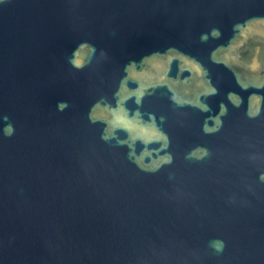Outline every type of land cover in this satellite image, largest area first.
<instances>
[{
  "label": "water",
  "instance_id": "95a60500",
  "mask_svg": "<svg viewBox=\"0 0 264 264\" xmlns=\"http://www.w3.org/2000/svg\"><path fill=\"white\" fill-rule=\"evenodd\" d=\"M0 264H264V0H0Z\"/></svg>",
  "mask_w": 264,
  "mask_h": 264
},
{
  "label": "clouds",
  "instance_id": "9594fccd",
  "mask_svg": "<svg viewBox=\"0 0 264 264\" xmlns=\"http://www.w3.org/2000/svg\"><path fill=\"white\" fill-rule=\"evenodd\" d=\"M9 131H11V129H9ZM169 159H170V157H169Z\"/></svg>",
  "mask_w": 264,
  "mask_h": 264
}]
</instances>
